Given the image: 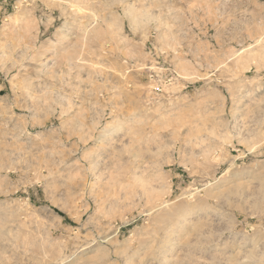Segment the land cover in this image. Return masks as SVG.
I'll use <instances>...</instances> for the list:
<instances>
[{
    "label": "rangeland",
    "instance_id": "obj_1",
    "mask_svg": "<svg viewBox=\"0 0 264 264\" xmlns=\"http://www.w3.org/2000/svg\"><path fill=\"white\" fill-rule=\"evenodd\" d=\"M0 264H264V0H0Z\"/></svg>",
    "mask_w": 264,
    "mask_h": 264
},
{
    "label": "built area",
    "instance_id": "obj_2",
    "mask_svg": "<svg viewBox=\"0 0 264 264\" xmlns=\"http://www.w3.org/2000/svg\"><path fill=\"white\" fill-rule=\"evenodd\" d=\"M154 88V91L156 92V93H161V92H163V87H162V84H157L156 86H154L153 87Z\"/></svg>",
    "mask_w": 264,
    "mask_h": 264
}]
</instances>
